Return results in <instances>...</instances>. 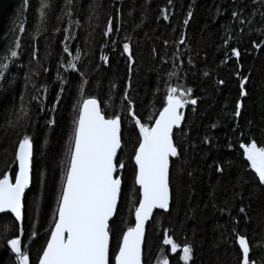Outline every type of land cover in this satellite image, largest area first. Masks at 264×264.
<instances>
[{"label": "trees", "instance_id": "obj_1", "mask_svg": "<svg viewBox=\"0 0 264 264\" xmlns=\"http://www.w3.org/2000/svg\"><path fill=\"white\" fill-rule=\"evenodd\" d=\"M78 2L84 7L77 8L76 14L71 17L80 21V25L76 26L68 23V17H64L63 21L56 19L63 16L60 9L64 0H52L55 12L41 27L35 40L31 39V34L36 33L39 14L32 9L25 11L20 20L26 22L27 34L16 33L23 37L22 49H17L21 55L15 58L16 64L11 70V75L17 78L16 83L13 87L5 84L4 89H0V173L8 171L13 174L17 171L14 153L18 141L24 135L33 140L32 182L26 194V218L22 222L25 229L22 241L30 248L32 264H36L38 253L49 235L48 229L52 226L61 161L71 133L73 105L79 99L78 74L67 69L70 56L62 52L64 43L69 45L72 55H75L76 47L81 52V71L86 73L84 79L88 81L84 98L96 96L107 100L110 94L115 105H119L123 89L130 83L129 96L142 122L151 123L153 121L147 117L159 114L168 86L193 89V96L197 99L195 111L191 105L183 110L187 117L183 124L186 137L179 130L174 132L176 142L181 144L182 154L179 159L173 158L171 166L173 210L171 215L158 216L155 225L150 223L147 226L145 257L150 256L151 264H156L161 248L166 247L162 243L163 229H168L178 244V252L184 243L194 245V264H235V249L238 246L232 244L231 238L225 239L234 226L230 217L239 221L237 230L241 234H246L249 239L255 234L257 242L264 239V191L251 181L247 161L239 146L253 139L259 146H264V48L251 47V41L257 40L258 35L239 38L231 30L232 0H173L172 5H168L167 0H120L115 5L112 0ZM92 4L97 7L90 12ZM37 6L36 0H33V9ZM216 6H221L220 13L223 15L217 12ZM20 7L21 0H0V60L5 55L6 39L20 22L17 19ZM165 8L170 11L167 21L160 11ZM189 10L193 16L189 24L183 26L182 21ZM109 18L119 25V30L110 33V38L103 35ZM259 19L257 16L256 20ZM256 27L264 28V24L257 23ZM57 28H68L74 38L63 41ZM226 31L236 37L230 43L240 49V72L249 77L246 87L248 96L242 98V115L238 118L231 116L239 98L235 58L223 64L224 57L219 50L223 47L221 41ZM181 33L186 34V45L176 43ZM125 42L130 43L134 59L131 72L127 54L122 49ZM30 44L37 45L38 57L49 71L41 70L40 75L32 76L25 88L24 74L30 70ZM178 51L185 53L182 56L183 65L174 59ZM102 55L108 57L107 63L100 59ZM189 55L195 67L187 64ZM35 63L31 61L32 65ZM174 64L186 71H178ZM170 72L177 75L169 77ZM204 72L210 75L205 77ZM61 76L70 83L63 85ZM216 79H224L226 84L217 86ZM61 86L65 90L56 111L52 112L55 95ZM34 95L36 100L32 99ZM22 105L26 115L21 112ZM53 118L56 122L49 126L47 122ZM132 128L131 119L126 118L123 133V158L126 160L138 135V130L134 133ZM205 136L211 143H202ZM216 164L224 167L223 173L214 171ZM124 180L126 190L135 187L131 163L124 171ZM37 199L42 208L39 225H35L33 217V226L29 227L27 213ZM240 207L245 208L247 221L245 214L239 213ZM122 219L124 223L121 227H127L132 219L127 210ZM2 231L3 228H0ZM31 232H37L34 239ZM11 234H8L9 237ZM4 244L5 238L0 236V262L8 264L9 255L4 251ZM116 245L117 239L113 235L112 251H115ZM166 254L169 257L175 255L170 248ZM172 264L183 262L173 260Z\"/></svg>", "mask_w": 264, "mask_h": 264}, {"label": "snow or ice", "instance_id": "obj_2", "mask_svg": "<svg viewBox=\"0 0 264 264\" xmlns=\"http://www.w3.org/2000/svg\"><path fill=\"white\" fill-rule=\"evenodd\" d=\"M167 2L168 5H172L173 0H167ZM36 3L38 6L33 9V0H21L17 15V19L20 20L27 10L32 9L38 12L40 23L36 25V33L31 34L33 40L40 34L41 27L50 15L55 12L52 0H36ZM82 7L84 5L78 0H64V5L60 9L63 16H57L56 19L63 21L64 17H68L70 25L79 26L80 21L72 20L71 17L76 14L77 8ZM96 7V4L90 5V12ZM220 7L216 6L218 13H220ZM160 11L163 19L169 20V9ZM220 14L223 15V13ZM192 16L193 13L189 10L182 21L183 26L189 24ZM257 16L260 18L259 21L256 20ZM230 19L233 22L230 28L237 37L243 38L244 35L257 34L258 39L251 41V47L264 48V28L256 27L257 23L264 24V0H249L248 3L245 0H232ZM118 30L119 25L114 24L113 19L109 18L103 35L110 38V33ZM56 31L60 33L63 41L74 38L68 28H57ZM17 32L27 34L24 20H20L6 39L5 55L0 60V89H4L5 84L13 87L16 83L17 78L11 75V70L16 64L15 58L21 55L17 49H22L23 39L16 34ZM235 38L226 31L225 38L221 41L223 47L219 50L224 57L221 61L223 64L235 58L239 98L235 101L231 116L238 118L242 115V98L248 96L246 87L249 77L240 72L241 51L230 43ZM112 43L115 44L116 41ZM176 43L186 45V34L181 33ZM122 49L123 53L127 54L129 72H131L134 59L130 43H123ZM62 52L70 56V59H67V69L78 74L79 99L73 105L71 133L67 138L64 158L61 161V174L54 196L52 226L48 229L49 235L38 253L36 264H151L150 256L145 257L147 226L150 223L152 225L158 223V216L172 213L171 166L173 158L179 159L182 154L181 144L176 142L174 129L179 130L182 136L186 137L183 124L187 117L183 110L191 105L192 110L195 111L197 99L193 96V89L168 86L159 114L154 117L148 116L147 119L153 122L145 123L135 111L134 101L129 96L130 83L123 89L119 105H115L110 94L107 100L96 96L84 98V89L88 81L84 79L86 73L81 71V52L76 47L75 55H72L67 43H64ZM29 54L30 70L24 74L25 88L31 82L32 76L40 75L41 70L49 71L48 68L43 67L38 57L36 44L29 45ZM183 55L185 53L179 51L174 54V59L180 61V65H183ZM100 59L107 63L108 57L102 55ZM31 61H35V65H32ZM187 64L195 67L191 55L188 56ZM173 66L180 72L186 71L176 64ZM168 75L172 77L177 73L170 72ZM209 75V72H204L205 77ZM59 78L63 85L70 83L62 76ZM215 84L225 85L226 81L216 79ZM33 87H35L34 84ZM64 90V86H61L59 93L55 95L52 112L56 111ZM32 99L36 100L37 97L34 95ZM21 102H23V94H21ZM21 112L27 114L23 105ZM126 118L131 119L132 131L135 133L138 130L132 152L128 154L127 160L123 158L125 147L123 133ZM55 122L53 118L47 123L51 126ZM202 143L209 144L211 141L205 136ZM239 146L247 161L251 181L258 189L264 191V146H259L254 139L241 143ZM184 151L186 152L187 149ZM14 160L18 163L17 171L13 174L8 171L0 173V228H3L0 236L5 238L4 251L9 255L8 264H32L30 248L21 239L25 231L22 223L26 218L25 190L29 189L32 182L33 140L29 135H24L18 141ZM129 163L133 168L135 187L126 190L124 171ZM214 171L223 173L224 167L216 164ZM32 204V209L27 213L29 227L33 226V217L35 225H39L42 211L39 199L34 200ZM125 210L132 219L127 227H121L124 223L122 217ZM239 213L245 214L247 221L244 207L239 208ZM185 215L187 216V213ZM230 219L234 222V226L225 239L231 238L232 244L238 246L235 249L237 253L235 264H264V239L257 242L255 234L252 239H249L246 234H241L237 230L239 221L235 217ZM9 233H12L10 237ZM30 235L34 239L37 232H31ZM113 235L117 239L115 251L111 249ZM162 243L166 247L161 248L156 264H172L173 260L182 261L183 264H190V262L194 264L193 244L184 243L178 252V244L174 242L168 229H163ZM168 248L175 254L173 257L166 254Z\"/></svg>", "mask_w": 264, "mask_h": 264}, {"label": "water", "instance_id": "obj_3", "mask_svg": "<svg viewBox=\"0 0 264 264\" xmlns=\"http://www.w3.org/2000/svg\"><path fill=\"white\" fill-rule=\"evenodd\" d=\"M113 2H112V4L113 5H115V4H117V3H119L120 2V0H112ZM176 130L174 129V132H175ZM31 176H32V173H31ZM30 187H31V184H30ZM30 187H29V189H30ZM29 189H26L25 191H26V194H27V192L29 191ZM157 211H159V210H157ZM21 239H23V235L21 236Z\"/></svg>", "mask_w": 264, "mask_h": 264}]
</instances>
